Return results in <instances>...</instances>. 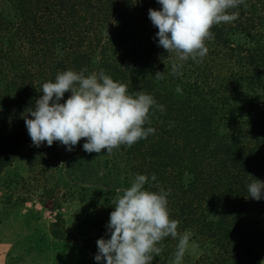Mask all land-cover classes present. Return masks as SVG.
Returning a JSON list of instances; mask_svg holds the SVG:
<instances>
[{
    "label": "trees",
    "instance_id": "1",
    "mask_svg": "<svg viewBox=\"0 0 264 264\" xmlns=\"http://www.w3.org/2000/svg\"><path fill=\"white\" fill-rule=\"evenodd\" d=\"M246 4L233 10L238 19L211 29L200 63L180 62L174 74L175 54L159 46L149 19L150 8L162 7L157 0H0V177L23 157L42 175L83 150L85 139L71 151L59 141L33 145L24 116L58 72L103 69L164 111L154 110L145 127L156 131L146 139L93 153L128 181L155 174L146 187L171 190L170 217L179 232L191 231L208 264H261L264 196L252 199L247 186L264 182V0ZM79 201L94 210L113 206L97 194L80 193ZM51 233L69 239L60 222ZM102 237L110 238L104 223L85 240L94 258ZM177 242L165 238L152 264H172Z\"/></svg>",
    "mask_w": 264,
    "mask_h": 264
},
{
    "label": "clouds",
    "instance_id": "2",
    "mask_svg": "<svg viewBox=\"0 0 264 264\" xmlns=\"http://www.w3.org/2000/svg\"><path fill=\"white\" fill-rule=\"evenodd\" d=\"M160 10L149 9V19L158 29V44L167 53L175 54L172 72L179 73L182 63L189 59L200 63L207 55L206 41L214 39L211 29L228 24L239 17V6L246 0H157ZM106 35L108 33L106 31ZM164 79L163 72L155 74ZM43 94L24 116L33 145L46 142L52 146L59 141L71 151L81 139L87 153L111 154L122 145L131 147L155 133L151 126L154 110L164 111L155 98L143 91L130 93L128 86L115 81L103 69L88 73L67 69L58 72L55 80L43 83ZM177 91H180L179 87ZM65 93L71 95L62 103ZM63 165V163L61 164ZM60 165V166H61ZM136 174L129 187L117 190L112 200L114 210L107 225L110 238L96 241L97 262L105 264H152L154 256L162 253L165 238L177 240L172 264H183L189 251L192 233L178 231L179 221L170 217V189L159 187L152 191L146 185L156 181ZM248 196L259 201L264 196V182L254 179L247 186ZM210 214V213H209ZM212 215V214H210ZM196 247L192 243V248ZM264 264V261H261Z\"/></svg>",
    "mask_w": 264,
    "mask_h": 264
},
{
    "label": "rangeland",
    "instance_id": "3",
    "mask_svg": "<svg viewBox=\"0 0 264 264\" xmlns=\"http://www.w3.org/2000/svg\"><path fill=\"white\" fill-rule=\"evenodd\" d=\"M130 184L104 159L84 150L68 154L42 175L31 171L27 157L19 159L0 177V233L16 244L3 250L1 257L8 260L6 264H101L84 243L100 224L108 225L114 207L91 209L79 201V194L112 201L117 190L122 194ZM49 211L57 213L54 220L47 216ZM59 222L68 240L53 237L51 227ZM183 264H208L195 241L190 242Z\"/></svg>",
    "mask_w": 264,
    "mask_h": 264
},
{
    "label": "crops",
    "instance_id": "4",
    "mask_svg": "<svg viewBox=\"0 0 264 264\" xmlns=\"http://www.w3.org/2000/svg\"><path fill=\"white\" fill-rule=\"evenodd\" d=\"M13 247H16L15 243H12L10 238H6L4 237V235H2L0 233V254L1 252H3V250L7 249L8 251H10L11 249H13ZM8 262V260H6ZM4 262L3 258L0 255V264H6L7 262Z\"/></svg>",
    "mask_w": 264,
    "mask_h": 264
},
{
    "label": "built area",
    "instance_id": "5",
    "mask_svg": "<svg viewBox=\"0 0 264 264\" xmlns=\"http://www.w3.org/2000/svg\"><path fill=\"white\" fill-rule=\"evenodd\" d=\"M47 216L50 218V219H55L56 216H57V213L56 212H53V211H49L47 212Z\"/></svg>",
    "mask_w": 264,
    "mask_h": 264
}]
</instances>
